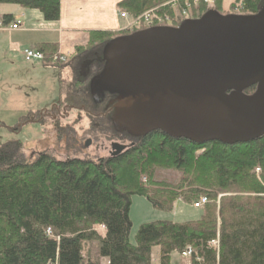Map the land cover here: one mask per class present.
Segmentation results:
<instances>
[{
    "label": "trees",
    "instance_id": "1",
    "mask_svg": "<svg viewBox=\"0 0 264 264\" xmlns=\"http://www.w3.org/2000/svg\"><path fill=\"white\" fill-rule=\"evenodd\" d=\"M183 1L122 0L117 7L134 19L152 12L161 23L170 21L177 27L181 21L174 19L172 6L185 9ZM189 1L187 5L193 6ZM0 5L37 11L45 23L60 19V0H0ZM222 5L223 0H216L213 10L252 15L264 7V0H233L228 14ZM197 9L194 19L210 10L202 2ZM0 19L3 28L16 21L11 15ZM120 36L125 35L88 32L86 44L75 47L63 63L51 62L64 55L57 43H40L33 49L43 54L45 67L60 74L65 67L71 71V80L67 75L64 81L61 78L60 102L48 113L82 111L92 125L112 126L115 97L97 86L94 102L89 85L104 70L105 47ZM87 64L90 74L80 75ZM32 121L44 122L34 117ZM52 123L58 138L66 134L56 121ZM107 133L130 144L119 154L111 151L96 158L69 146L73 154L63 160L48 151L26 157L18 140L0 145V264H152L155 248L158 264H171L172 255L188 264H264V135L225 145L193 144L160 131L144 137L112 128ZM161 170L176 172L178 180L157 179ZM133 197L161 212H171L176 201L189 206L206 198L207 204L196 220L142 223L131 243ZM187 250L191 253L183 258Z\"/></svg>",
    "mask_w": 264,
    "mask_h": 264
},
{
    "label": "water",
    "instance_id": "2",
    "mask_svg": "<svg viewBox=\"0 0 264 264\" xmlns=\"http://www.w3.org/2000/svg\"><path fill=\"white\" fill-rule=\"evenodd\" d=\"M96 86L115 96L113 123L132 137L256 140L264 135V7L252 15L208 10L177 27L117 37L105 47ZM125 148L110 145L114 154Z\"/></svg>",
    "mask_w": 264,
    "mask_h": 264
},
{
    "label": "rangeland",
    "instance_id": "3",
    "mask_svg": "<svg viewBox=\"0 0 264 264\" xmlns=\"http://www.w3.org/2000/svg\"><path fill=\"white\" fill-rule=\"evenodd\" d=\"M232 1L223 0L222 6L224 13L228 11V6ZM183 2L185 9L180 6H172L174 19L178 21L194 19L193 10H198L197 8H199L201 2L207 9L213 10L216 0H193V6L187 5L190 3L189 0ZM185 10L188 12L183 15L182 13ZM123 13L126 19L121 18L120 15ZM234 13L231 14L238 15L236 12ZM118 18L123 21L124 26L118 32L120 34L129 35L150 27L144 24L143 17L136 20L129 17L124 10L118 13ZM159 24L165 27H174L170 21H164L163 23L155 24V26H159ZM129 26H131V30L126 28ZM30 50L33 51V49ZM72 53L66 55V57H71ZM20 64L19 62L16 63L15 67L5 65L3 88L0 85V145L8 141L18 140L25 147L23 152L26 157H33L41 151H48L54 154L56 158L63 160L73 154L71 150H68L69 146H76L77 152L83 156L96 158L108 156L109 152L112 151L110 149L111 143L125 146L130 144L127 140L122 138L116 139L110 136V133L107 132L111 130L112 126L102 127L100 124H96V126L92 125L89 118L82 111H63L60 109L57 112L55 111V114L48 113L53 105L57 106L60 102L59 83L62 80L64 81L66 75V80H71L72 78L69 68H63L64 70L60 74V71H57L55 68L48 67L45 69L40 66L36 69H25V66ZM2 94L3 102L1 99ZM47 113L49 114L48 116ZM33 117L42 119L44 122L32 121ZM53 121H56L61 128L65 129V135L62 133V137L58 138L57 130L54 128V123H52ZM103 131H105V134L101 135L100 132ZM87 142L89 144L86 147L85 144ZM156 177L159 180L174 181L178 180L179 175L176 172L161 170ZM176 202L180 204L178 206L179 210L174 207L176 204L174 202L175 204L173 203L171 212H161L153 209L145 199L133 197L129 209V218L132 225L129 233V241L134 243L136 232L144 222L158 220L185 222L183 221L185 219L177 216V214H180V208H183L184 203L181 201ZM192 205H189L191 211L198 218L202 209L196 210ZM90 247L94 248L95 244H92ZM92 254H94V250ZM179 262H182L181 259H178L175 263L178 264Z\"/></svg>",
    "mask_w": 264,
    "mask_h": 264
},
{
    "label": "crops",
    "instance_id": "4",
    "mask_svg": "<svg viewBox=\"0 0 264 264\" xmlns=\"http://www.w3.org/2000/svg\"><path fill=\"white\" fill-rule=\"evenodd\" d=\"M121 1L60 0V19L56 23H45L37 11H25L12 5H0V18L11 15L14 20L21 22V28L17 31H11L8 28L0 30L1 87L3 88L4 83L5 65L15 67L16 63L19 62L20 65L25 66V69H36L40 66L41 68H48L37 61L24 62L21 52L25 49H36L40 43H57L59 52L69 55L75 47L86 44L88 32H119L124 28L123 21L118 18V13L123 11L117 7ZM1 99L3 102V94ZM175 203L176 206L174 205V207L179 210V202ZM179 212L180 214L177 216L185 219L183 221L197 219L188 205L183 204V208H180ZM98 232L102 237L105 235V232L100 229ZM178 259L180 260L177 255H172L171 264H176ZM181 261L178 264H188L187 260ZM152 264H158V248L152 251Z\"/></svg>",
    "mask_w": 264,
    "mask_h": 264
},
{
    "label": "built area",
    "instance_id": "5",
    "mask_svg": "<svg viewBox=\"0 0 264 264\" xmlns=\"http://www.w3.org/2000/svg\"><path fill=\"white\" fill-rule=\"evenodd\" d=\"M187 12L188 11H184L182 14L183 15H185V14H187ZM121 16V18H123V19H126V17H125V14L123 13V14H121L120 15ZM154 16L155 15H153V13L152 12H148V13H145V14H143L141 17H138L136 20H138V19H140V18H142L143 17V21H144V24L145 25H148V26H150V25H155V24H158V23H161V21H160V19H158V18H154ZM155 19H158L157 20V22L156 21H154ZM138 25V24H137ZM21 27V22L19 21V20H16V21H14L9 27H7L9 30H11V31H15V30H17V29H19ZM126 28H128L129 30H131V26H129V27H126ZM1 29H3V27H2V24H1V19H0V30ZM21 56H22V59H23V61L24 62H33V61H37V62H40V63H42L43 62V60H44V56H43V54H41V53H39V52H37V51H32V50H30V49H25V50H23L22 51V54H21ZM65 59H66V55H62V56H54V57H52V63L53 62H65ZM207 204V199L206 198H200L198 201H196L192 206H193V208L194 209H201V208H203L204 207V205H206ZM98 229H100V230H103V227H99ZM190 250H187L185 253H182V257L183 258H188L189 257V255H190Z\"/></svg>",
    "mask_w": 264,
    "mask_h": 264
},
{
    "label": "flooded vegetation",
    "instance_id": "6",
    "mask_svg": "<svg viewBox=\"0 0 264 264\" xmlns=\"http://www.w3.org/2000/svg\"><path fill=\"white\" fill-rule=\"evenodd\" d=\"M85 67L83 68V70L81 71V73H83V74H80V75H89L90 74V64H87V65H84ZM90 95H91V97H92V99H93V101L94 102H96V77H93L92 79H91V82H90ZM105 94H107L106 92H104ZM110 95V94H109ZM111 96H113V95H111ZM115 97V96H114ZM49 114L47 113V116H48ZM96 119V118H95ZM92 124V123H91ZM93 125L94 126H96V122H94L93 123ZM112 129H114L116 132H118V133H122V132H125V133H127L126 132V130L125 129H122V128H118L117 126H116V124L115 123H113L112 124ZM118 128V129H117Z\"/></svg>",
    "mask_w": 264,
    "mask_h": 264
}]
</instances>
